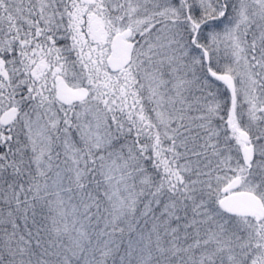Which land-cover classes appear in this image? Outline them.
I'll use <instances>...</instances> for the list:
<instances>
[{
    "label": "snow or ice",
    "instance_id": "6c2138e0",
    "mask_svg": "<svg viewBox=\"0 0 264 264\" xmlns=\"http://www.w3.org/2000/svg\"><path fill=\"white\" fill-rule=\"evenodd\" d=\"M0 264H264V0H0Z\"/></svg>",
    "mask_w": 264,
    "mask_h": 264
}]
</instances>
